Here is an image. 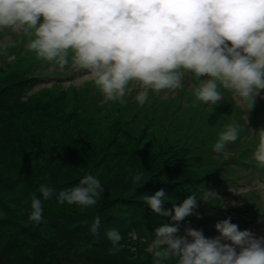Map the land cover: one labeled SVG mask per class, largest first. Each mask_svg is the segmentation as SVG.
<instances>
[{"label":"clouds","instance_id":"clouds-1","mask_svg":"<svg viewBox=\"0 0 264 264\" xmlns=\"http://www.w3.org/2000/svg\"><path fill=\"white\" fill-rule=\"evenodd\" d=\"M0 32L21 34L25 54L39 61L83 72L105 103L123 102L130 86L137 85L134 99L143 107L150 94L181 89L186 73L200 80L194 104L218 105L230 93L250 111L264 90V0H0ZM17 43L0 40V56H8ZM240 132L238 124L226 125L213 151L223 152ZM255 134L253 159L264 168V128ZM130 175L133 183L142 177ZM103 191L101 181L88 174L59 191L56 199L88 208ZM38 192L46 201L55 189L41 184ZM165 197L160 189L143 201L152 212L176 222L198 206L191 195L165 210ZM42 199L31 198L29 220L36 224L43 220ZM99 225L96 217L90 226L93 235ZM215 228L219 235L210 239L191 227L183 236L176 235V225L157 227L150 246L152 264H264V236L239 230L230 218ZM106 237L109 251H119V231L108 229Z\"/></svg>","mask_w":264,"mask_h":264},{"label":"rangeland","instance_id":"rangeland-1","mask_svg":"<svg viewBox=\"0 0 264 264\" xmlns=\"http://www.w3.org/2000/svg\"><path fill=\"white\" fill-rule=\"evenodd\" d=\"M19 36L22 35L0 32V40L11 39L18 42L16 48L8 50V56H0V93L4 89L8 92L10 87H18L20 80L24 78L29 83V87L23 90L24 95L18 101L15 115L11 109L0 107V264H152L150 246L154 238V230L163 224L178 226L179 231L176 233L178 236L185 235V229L191 227L201 230L205 237L211 239L219 235L215 224L225 218H230V222L235 223L239 230H249L257 236H264V208L263 210L259 209L255 214H247L243 212V204L240 200V195H244V203L248 199V194L251 193V188L264 184L262 182L264 175H260L256 169L254 172L252 171L255 176L253 180L249 177L238 178L231 185L220 179L218 182L210 184L208 189H204L203 184V194L201 195V192L195 195V198L201 201L193 209V214L185 217L183 221L176 222L171 219V216L159 214L155 220H152L151 224L142 222V216L146 219L151 215V212H148L151 210L143 201V197L163 189L162 185L168 179L162 177L164 175L159 170V166L170 157L162 154L159 155L161 159L151 160L152 155L161 149L151 134L132 140L108 129L100 131L96 136L87 138L83 132H78L81 130L79 124L87 123L85 121L87 119L81 120L79 123L76 121L69 122L64 118H61V122L59 119H52L48 124H45V119L40 113H45L47 107H50L55 109L50 115H57V112L62 110L61 102L67 98L64 95L67 88H70V92H72L89 87L90 91L85 90L94 101L93 107H101V109L96 110L88 119H104L105 114L102 108L104 104H112L113 111L116 108H126L123 107L125 105H129L128 108L132 109L133 102L129 101L128 104H123V102L105 103L94 84L85 78L83 72L74 69L71 65L60 68L43 62L42 67L38 68L39 71L31 69L29 73L15 74V72H28L25 67L27 66L26 63L13 66L12 62L15 61L17 51L20 53L18 56L25 60L34 57V54H25L24 43L19 39ZM34 61L42 62L36 58ZM187 85L189 88L198 86L191 81ZM129 90H138V86L131 85ZM57 91L64 96L63 99L55 100L52 97ZM20 92L18 89H14L9 94H22ZM135 94L133 93V98ZM174 95L175 92L161 93L156 101L158 107L155 106L156 103L154 106L150 105L152 104L150 101L152 97L150 96L147 104L156 111L153 110V113L148 111L150 116L147 117L145 113L141 118V121L152 120L151 131L159 137L161 128L165 126V115H167L171 125L166 134L172 136V145L179 141L184 143L186 139H189L187 146L199 145L200 147H196L198 152L204 149L202 147L205 145L211 144L213 146L218 138V133L224 130L223 123L221 122L217 131L208 128V125L218 123L221 113L226 110L228 105L232 104L241 109L242 125L244 128L248 126L249 129L248 138L256 136L255 132L264 128V114L261 111H256L257 104H254L253 109L249 111L245 106L239 104L230 93H224L225 101L221 103V110L218 111V114L212 117L207 114L210 111L208 109L203 115L204 120L200 123V128L196 127L193 130L197 121V107L200 103L191 102L187 104V107L184 105L175 112V115L166 110L167 108L164 109V104H162L163 100L174 97ZM260 96L264 97V90H261ZM3 100L5 99L3 98ZM159 100L162 103H158ZM192 101H194V97H192ZM72 106L73 104H71L70 109L74 108ZM204 106L211 109L216 108L215 105ZM170 110L174 111L175 106H170ZM211 112L215 113L217 110L213 109ZM6 116H12V119ZM252 121L255 123L254 128L250 124ZM50 124L64 126L65 132H72L71 139L67 133H63V135L61 134L62 131L57 133V127ZM182 125H184L183 128ZM49 128L55 129L54 132ZM181 129L182 133L180 132ZM245 134L246 132H242L240 136ZM119 136H122V143L118 138ZM117 140L119 143L114 145L115 153L109 156V158H113L115 154L117 156L116 161L106 164L104 168H102L103 165L98 166L97 161H95L96 157H92L91 151L88 152L89 147L92 148L94 144L104 147L105 144H116ZM143 149L144 151H142ZM232 154L228 150L225 152V156ZM224 161L225 159L221 154H214L203 162L216 167ZM186 163L190 167L199 165V163H192V161ZM174 165L176 167L166 168V176L178 170L177 176L171 178L170 181L175 180L179 182L177 184L188 183L190 177L182 172L185 170L184 167L188 166L177 163ZM227 167L226 174L231 176L233 168L238 173L249 171L247 166L243 167L233 162ZM133 172L142 173L138 183L132 181L130 173ZM88 174L97 177L104 187L101 197L93 208H81L67 203L60 204L57 201L56 194L59 191L77 185L79 180ZM195 178L197 177L194 176V180ZM41 184L55 189V193L49 200L44 201L40 196L38 189ZM200 187L201 185L198 189ZM33 194L42 199L43 220L39 224L29 220ZM202 196H206L208 200L203 199ZM260 196H264V193L258 192V197ZM112 198L116 199L109 201L107 204L109 207L106 210H97V206ZM237 198L240 201H237ZM122 200L129 203L125 204ZM166 202L164 200V203ZM216 203L218 204L214 205ZM136 204L147 209H143L145 210L142 211L143 213L137 212L135 211ZM81 212L89 217L82 220ZM110 216L114 219L102 222L99 225L98 235H93L90 232V226L96 217H100L101 221V218L106 219ZM233 216L237 220L240 218L241 222L233 221ZM125 217L127 218L124 220L126 222L125 225L123 224L124 230L119 227L123 242H119L120 250L112 253L109 251L112 247L111 242L107 237L101 238L99 235L101 233L106 234L108 229H112L111 226L116 220L123 221ZM131 222L136 225L132 226ZM81 226H86L88 229H82Z\"/></svg>","mask_w":264,"mask_h":264},{"label":"trees","instance_id":"trees-1","mask_svg":"<svg viewBox=\"0 0 264 264\" xmlns=\"http://www.w3.org/2000/svg\"><path fill=\"white\" fill-rule=\"evenodd\" d=\"M17 52L18 54L15 57V61L12 62L13 66L16 67V66L26 63L27 66L25 67L26 69H28V72H15V74L19 75V74L29 73L31 69L35 71H39L38 68L41 66L43 62L37 63L36 61H34L35 57H33L32 59L25 60L19 57L18 55H20V53L19 51ZM12 64H11V67H13ZM44 67L45 66L43 65V68ZM28 87H29V83L28 81H26V78H24L20 80L18 87H10L8 92L6 89H4L0 93V107H6L8 109H11L12 113L15 115L16 114L15 108L18 106V103H19L18 101H20V98L24 95L23 90H26ZM14 89H18V91H21L20 93L22 94H16V95L9 94V92H11ZM85 89L90 91L89 87ZM85 89L73 90L72 92H70V88H67L64 91V95L67 96V98L65 101L61 102L62 110L57 112V115L60 118L54 114L50 115L55 110V109H51L50 107H47V111L45 113H40L45 119V124H48V122H50L52 119H59V122H61L60 121L61 118H64L69 122L76 121L77 123H79L81 120L83 121L84 119H87L85 120L87 121V123L83 125L79 124V127L81 130L78 131L79 133L83 132L84 136L87 138L96 136L100 131L108 130V129H112L115 132L119 133L120 135L127 136L131 138L132 140L139 139L143 136L145 137L151 134L152 138H155L154 141L158 142L161 147L160 150L156 151L155 154L152 155L151 160L155 161V160L161 159L159 158V155H162V154H166V156L168 155L170 157L168 159H165L164 164L161 163V165L159 166V170L163 173L162 175H164L162 177H167L168 179V181H165V183H163L162 185L165 195H166L165 200L167 201L166 203L163 204V208L165 210L171 211L174 205L181 204L182 201L186 199L188 196L198 195L199 193L203 192L204 189H208L210 184L214 182H218L220 179H222L223 181L226 179L228 180V176L226 173H227V169H228L227 166L229 165V162L226 161L222 164L216 165V167H212L213 165H209L203 162V161L208 160L211 157V155H214L213 153H211L212 152L211 144L203 146L202 148L204 149L199 150V152H197L198 149H196V147H200L199 145L187 146V144L189 143V139H186L184 143L183 141H179L175 145L171 144L172 136H170L169 134H166L169 132L170 125H171L170 121H168L167 115H165L166 123H165V126L161 128L159 137L158 135H154L153 131H151V128H150V125L152 124V120L141 121L143 114L146 113L148 117L150 116L148 111H150V113H153V110L156 111V109H153L152 107L146 104L143 107H140L136 103H134L136 107H132V109L128 108L129 105H125L123 107H126V108H116V110H113V111L112 109L114 108L112 104L111 105L104 104V106L102 107L104 114H105L104 119H88L89 116L93 115L96 110H100L101 107L100 108L93 107L94 101L92 100V98L90 97V94H88ZM59 91L55 92L52 96L55 100H61L64 97L63 95H61ZM3 98L5 100H3ZM71 104H73L72 106L74 107L73 109H70ZM162 104H166V102L163 101ZM184 105L182 104V105L177 106L176 107L177 111H179V109ZM35 107L36 109H39L37 106ZM163 108L166 109L165 106H163ZM39 111H41V109H39ZM174 114L176 115V113ZM162 115L164 116L163 112H162ZM234 116L236 117V115ZM6 117L12 119V116H6ZM154 119H155V116H154ZM51 126L57 127V131H56L57 133H60L61 131H62L61 132L62 135L63 133H67L68 137L71 139V136L73 135L72 132H65L63 129L64 126H61L60 124H57V126L55 125H51ZM183 127L184 125H182V128ZM222 127H225V125ZM49 129L53 132L55 130L51 128ZM180 132L181 133L183 132L182 129L180 130ZM122 136L118 137L120 142L122 141L121 140ZM241 139L244 140V138H241ZM118 143L119 141L117 140L116 144H105L104 147H101L99 144H94L93 145L94 147L93 146L92 148L89 147L90 149L88 150V152L91 151L93 155L92 157H96L95 161H97V165L98 166L103 165L102 168H104L106 164H111L110 162L116 161L117 156H115V154L113 155V158H109V156L115 153L114 145H117ZM88 144L90 145V143ZM240 146L243 147V149L244 147L251 149L253 147V144L249 147L248 142L245 141ZM142 151H144V149ZM235 157L236 158L234 159V163H238L239 165H242V158H240V156L238 155ZM189 161H192V163L197 162L199 163V165L190 167L186 163V162L189 163ZM174 163H177L182 166L186 164L188 166V167H184L185 170L189 171L188 173L185 170L182 171L184 174L186 173L185 175L190 177L188 183L183 184L184 182H182V184H177L179 182H176L175 180L170 181L171 178H174L177 176L178 170L173 171L172 173L166 176L167 174L166 168L170 166L176 167ZM194 176L197 177L195 178V180H194ZM203 184H204V189L202 187ZM200 185L201 187L198 189ZM114 199L116 198H112L108 201L103 202L102 204H100V206H97V210H100V211L106 210L109 207L107 206L109 201H113ZM122 201H124L123 203L125 204L129 203L128 201H125V200H122ZM136 205L137 206H136L135 211L137 212L143 213L142 211H145L143 209H147L141 206L140 204H136ZM102 206L103 208H101ZM93 207L94 206L88 207V208H93ZM148 212H151V215L146 219H144L142 216V222L145 221L148 224H151L153 222L152 220H155L157 216H159V214L154 213L152 211H148ZM81 213H82L81 215L82 220L89 217L84 212H81ZM126 218L127 217L123 218V221L116 220L115 223H113L111 227L117 229L118 231L120 230L119 227L123 229V224L124 225L126 224V222L124 221L126 220ZM110 219H114V217L110 216V217H107L106 219L101 218L100 224ZM131 225L135 226L136 224L131 222ZM81 227H83L82 229H88L86 228V226H81ZM99 236L101 238H105L106 234L101 233Z\"/></svg>","mask_w":264,"mask_h":264},{"label":"bare ground","instance_id":"bare-ground-1","mask_svg":"<svg viewBox=\"0 0 264 264\" xmlns=\"http://www.w3.org/2000/svg\"><path fill=\"white\" fill-rule=\"evenodd\" d=\"M236 164H238V163H236ZM234 169V168H233ZM234 171H236L235 169H234Z\"/></svg>","mask_w":264,"mask_h":264}]
</instances>
